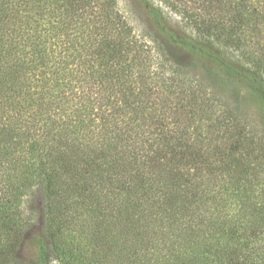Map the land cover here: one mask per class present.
I'll return each mask as SVG.
<instances>
[{
	"label": "trees",
	"instance_id": "obj_1",
	"mask_svg": "<svg viewBox=\"0 0 264 264\" xmlns=\"http://www.w3.org/2000/svg\"><path fill=\"white\" fill-rule=\"evenodd\" d=\"M135 1L0 0V264H264V0Z\"/></svg>",
	"mask_w": 264,
	"mask_h": 264
},
{
	"label": "rangeland",
	"instance_id": "obj_2",
	"mask_svg": "<svg viewBox=\"0 0 264 264\" xmlns=\"http://www.w3.org/2000/svg\"><path fill=\"white\" fill-rule=\"evenodd\" d=\"M118 5L121 12L128 22L135 28L136 32H140L142 26L147 24L142 6L135 0H118ZM185 60V65H187L190 71H195L197 74H203L206 76L211 70L206 64H202L193 58H186ZM227 94L229 98H232V100L229 99L232 104H238L239 107L243 108V110L247 111L251 116L252 122L256 121L257 125H260L256 129L258 135H262L261 132L264 130V114L263 117H261L262 112H260V102H258L253 95L249 94L245 87L238 82H233L229 85ZM262 136L261 141L264 142V134Z\"/></svg>",
	"mask_w": 264,
	"mask_h": 264
}]
</instances>
